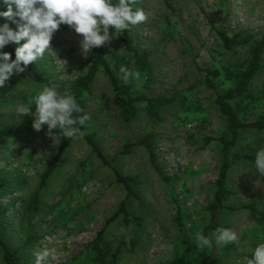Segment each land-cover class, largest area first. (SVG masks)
I'll return each mask as SVG.
<instances>
[{
	"label": "rangeland",
	"instance_id": "rangeland-1",
	"mask_svg": "<svg viewBox=\"0 0 264 264\" xmlns=\"http://www.w3.org/2000/svg\"><path fill=\"white\" fill-rule=\"evenodd\" d=\"M131 6L141 8L147 16L130 33L148 51L150 67L147 71L136 68L124 51L120 34L111 38L107 59L121 81V65L139 73L137 79L129 80L136 95L171 98L172 102L159 108V119L150 117L146 103H141L138 117L125 121L103 70L85 94L88 131L108 160L115 158L112 166L140 181L134 188L141 201H128L129 213L141 222L133 232L134 251L129 239L122 242L127 229L121 216L108 225L105 239L113 252L121 245L119 264H247L248 255L264 243V221L247 207L252 205L264 214V175L256 171L255 159H242L232 166L227 176L231 195L214 219L221 228L234 231L237 240L220 248H197L183 261L184 240L194 241L195 233L205 234L211 222L209 205L223 155L222 144L209 138H230L227 120L216 103L217 94L234 85L223 69L244 68L248 57V46L225 49L212 26L214 23L229 35L245 31L259 41L264 38V0H134ZM0 10H6L2 0ZM81 38L62 24L53 34L52 52L33 63L64 92L90 66L92 49L82 54ZM208 68L222 70V76L214 80L216 89L206 85ZM44 86L27 82L21 73L0 87V129L11 128L0 139V178L5 182L0 191V225L5 242L18 251L25 264H87L88 244L117 212L126 190L116 182L112 167L80 136L64 149L56 170L40 190V211L32 220L25 218V208L62 139L57 130V138L52 140L46 126L35 131L34 117L16 111L33 102ZM250 93L253 99L234 102L244 122L264 116V56ZM147 134L154 136L158 161L168 180L154 169L143 146L122 153L126 144ZM260 149H264V130L240 132L235 153L255 158ZM208 232L211 237L215 231ZM29 237L33 239L30 243ZM0 264H7L2 249Z\"/></svg>",
	"mask_w": 264,
	"mask_h": 264
},
{
	"label": "trees",
	"instance_id": "trees-1",
	"mask_svg": "<svg viewBox=\"0 0 264 264\" xmlns=\"http://www.w3.org/2000/svg\"><path fill=\"white\" fill-rule=\"evenodd\" d=\"M3 22V20H0V23ZM9 24L12 23L9 22ZM212 27L216 30L218 38L225 49L232 50L238 46H248V57L244 68L238 69L237 71L228 68L223 69L225 73L224 75L228 79L234 80V85L226 91L219 92L216 97V103L219 107V110L227 120L228 133L230 135V138H209L210 140H218L222 144L223 160L219 177L216 181V191L214 194V199L209 205V210L211 212V222L206 228L204 234L205 236H209V230L216 231V229L222 227L220 224L215 223L214 219L216 213L219 210L225 208V201L227 200L229 195H231V191L227 187V176L230 169L233 165H235L242 159H255L253 156L240 155L234 152V148L237 144L240 132L246 129H256L258 131L264 130V116H262L258 120L244 122L241 120L234 104V102L239 99L254 98L250 93V86L254 77L259 72L262 66V60L264 56V38L259 41H253L252 37L245 31H240L233 35H229L226 30L214 26V23ZM111 31L112 28L110 26V33ZM116 34H120L124 51L133 60V64L136 66V68L138 70L147 71L150 67L149 53L146 49L137 45L130 33V29L123 32L113 33V35ZM109 42L105 43L101 47L92 49L90 56V66L84 74H82L74 82H72L68 92L76 98V101L82 108L83 113L87 114V102L85 99V94L91 91L99 71L103 70L111 83L117 105L121 108V115L125 121H132L138 117L139 105L141 103H146L145 109L150 117H152L153 119H159L161 117L159 108L172 102V99L164 97L136 95L134 93V87L131 82L124 83L123 81H121L115 69L107 59L106 54ZM16 46L17 45L10 43L5 47L4 50L12 53L14 58V48ZM23 75L27 82H35L45 86L55 84L58 91L62 93L64 92L57 86V84L51 77H49L42 69L36 67L33 63H30L28 65L25 72H23ZM221 76L222 70L219 68L206 69V85L209 88L216 89L217 86L214 80ZM83 113H79L76 115H81ZM82 130L84 131V135H82V137L85 139L86 143L104 164L112 167L116 177V182L121 184L126 190V196L121 201L117 212L109 218L104 228L100 230L96 237L88 244L89 261H87V264H119L118 261L119 255L121 253V245L116 247L115 251L113 252V247L105 239V230L112 221L121 216L125 228L127 229V231H125L122 236V242L126 243V241L129 239L131 243L130 250L134 251L136 240L133 237V232L137 229V227L140 226L141 222L139 218L134 217L129 213L128 201L131 198H136L141 201V195L134 188V185L139 184L140 181L138 179V176L124 175L121 171L112 166V161L115 158H113L112 161L108 160L94 135L88 131L86 125ZM10 133V127L1 128L0 139L4 138ZM153 138V134H147L137 142L126 144L125 148L122 150V153H130L136 145L143 146L148 152L150 162L153 165L154 169L164 180H168V177L165 175V172L158 161L157 153L153 145ZM72 140L73 138L66 139L62 137L57 153L42 175L38 190L33 194L28 206L25 208L24 215L26 219L32 220V218H34V215H36L40 211V190L46 186L48 178L56 170L60 160L62 159L64 149L72 142ZM4 185V180L0 178V191L3 189ZM247 207L251 210L252 215H258L260 220L264 221V214H259L252 205H248ZM178 220L181 226V212L178 213ZM29 240L27 241L28 243L33 240L32 237H29ZM184 243L186 244V250L183 261L187 260L191 252L197 249L194 241L184 240ZM225 248L230 249L231 246H226ZM0 249H2L3 251V257L7 264H25L23 263V259L19 256L18 251L12 250L5 242L1 225ZM251 254L252 253L248 255L249 259L251 258Z\"/></svg>",
	"mask_w": 264,
	"mask_h": 264
},
{
	"label": "clouds",
	"instance_id": "clouds-1",
	"mask_svg": "<svg viewBox=\"0 0 264 264\" xmlns=\"http://www.w3.org/2000/svg\"><path fill=\"white\" fill-rule=\"evenodd\" d=\"M6 10H0V87L13 75L25 72L30 63L51 53L53 34L63 25L69 26L82 38L79 41L82 54L101 47L114 37V32H123L147 20L145 12L132 8L134 0H2ZM9 22L15 24L13 29ZM110 26L112 31L110 33ZM21 41H23L21 43ZM17 45L13 54L5 51L9 44ZM119 74L124 83L137 79L139 73L121 65ZM34 103V109L32 104ZM17 113L34 117L32 127L41 131L47 127V135L55 140L57 130L63 138L71 139L84 135L83 127L89 116L83 113L76 98L69 92L58 91L55 84L44 86L28 106H18ZM83 113L81 115H76ZM53 130H56L54 133ZM255 169L264 175V149L255 155ZM237 240L234 231L218 228L211 237L194 234L198 249L213 246L220 248ZM247 264H264V243L252 251Z\"/></svg>",
	"mask_w": 264,
	"mask_h": 264
}]
</instances>
